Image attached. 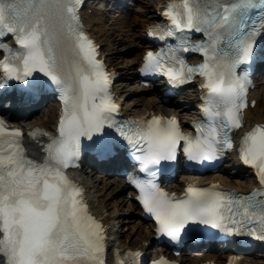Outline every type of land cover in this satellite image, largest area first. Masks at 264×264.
Segmentation results:
<instances>
[{
	"label": "snow or ice",
	"instance_id": "1",
	"mask_svg": "<svg viewBox=\"0 0 264 264\" xmlns=\"http://www.w3.org/2000/svg\"><path fill=\"white\" fill-rule=\"evenodd\" d=\"M78 4L0 0V50L5 53L0 84L11 78L22 81L29 97L55 85L63 101L57 132L49 135L42 160L27 155L22 129L0 121V254L6 264H105L102 223L90 213L83 189L66 169L76 163L83 137L98 155L113 152L118 141L110 129L131 146L145 173L129 179L146 212L158 222V232L178 240L181 232L205 224L264 237V124L245 132L238 145L240 158L255 167L260 187L238 192L189 184L178 197L155 179L181 151L193 161L214 160L234 146L230 133L243 124L240 110L246 107L249 83L248 69L239 73L237 67L250 61L258 31L264 35V0H167L163 7L168 24L156 34L177 40L149 49L142 71L164 74L174 83L201 74L205 119L193 122L195 133L184 132L175 116L127 123L116 119L120 105L111 92L112 74L97 59V46L83 29ZM193 28L203 30L207 39L186 40L183 30ZM7 34L17 47L4 42ZM189 48L203 54L200 63H186L181 50ZM117 257L118 264H125L119 250ZM153 264H165V258Z\"/></svg>",
	"mask_w": 264,
	"mask_h": 264
},
{
	"label": "bare ground",
	"instance_id": "2",
	"mask_svg": "<svg viewBox=\"0 0 264 264\" xmlns=\"http://www.w3.org/2000/svg\"><path fill=\"white\" fill-rule=\"evenodd\" d=\"M163 1L165 0H136V3L143 7V10L140 9L141 11L138 8L137 14L138 17L143 18V26L147 27L154 22L157 16V9ZM88 9H90L89 14L87 12ZM107 11L111 10L105 8L104 4L88 6L84 17L85 22L89 26V31L101 44V50L105 54V60L109 67L118 73L114 91L120 99L124 100L123 108L126 114L141 116L151 113L170 114L176 112L181 115L187 110L191 111L192 109H188V106L191 105V102L196 97L194 90H187L186 94L178 98V100L163 102V98H160L157 88L149 91L139 83L136 67L139 59L136 57L138 54H135L137 52L130 56L131 59L126 60L130 62L128 67L120 62L119 58L121 56L116 55L117 52L114 49L123 51L125 47H117L116 44L119 37L114 31L115 27L107 29L106 21L111 13ZM122 12L120 15H129L126 10ZM134 19L130 17L129 20L124 21L130 27L133 25ZM134 36L132 45L143 47V37L137 34ZM251 97L256 103L253 108L245 110L248 126L253 122L264 123V78L256 81V87L251 92ZM54 119L55 113L52 108L42 111L30 109L20 123L49 127L54 122ZM113 165L117 167L115 163ZM108 174L110 173L86 169L80 172L79 175L86 187L91 208L96 214L104 216L103 219L110 230L113 246L123 248L142 247L153 235L152 225L145 223L140 217V211L130 196L125 177ZM247 174V171L240 173L233 162L224 164L211 177L214 180L234 187L238 191H242L253 183L252 178ZM184 182L183 177H176L173 183L174 188H179ZM215 251L194 252L190 257L180 255L179 258L182 264H196L210 258H214L216 262L223 264V258L227 254ZM250 260L253 264H264V252H255L253 256H250Z\"/></svg>",
	"mask_w": 264,
	"mask_h": 264
},
{
	"label": "rangeland",
	"instance_id": "3",
	"mask_svg": "<svg viewBox=\"0 0 264 264\" xmlns=\"http://www.w3.org/2000/svg\"><path fill=\"white\" fill-rule=\"evenodd\" d=\"M138 8L139 10L142 9L143 7L139 6L137 3L134 6L130 7V12L129 15H120L119 13H117L116 11H113L110 13L106 24H107V29L111 28V27H115L114 31L118 34L119 40L117 42V47L121 48V47H125L123 51L114 49L116 50L115 52H117L116 55L121 56L119 58L120 62L128 67L130 65L129 60L131 59V55H133L135 52V54H138L136 57L139 56V48H137V46L135 44L132 45V40L135 37L134 35H141L143 32V18H141L140 16L138 17ZM141 11V10H140ZM125 16V17H124ZM130 17L135 18L133 25L128 27L127 23L124 20H129ZM106 29V30H107ZM115 45V46H116ZM133 48H137V49H133ZM257 77L261 80L263 78L260 77V75L258 74ZM50 104L44 105L41 108L42 110H47L48 108H50Z\"/></svg>",
	"mask_w": 264,
	"mask_h": 264
}]
</instances>
